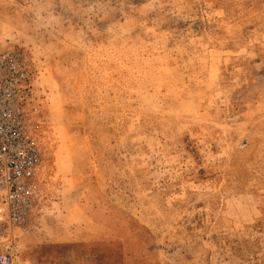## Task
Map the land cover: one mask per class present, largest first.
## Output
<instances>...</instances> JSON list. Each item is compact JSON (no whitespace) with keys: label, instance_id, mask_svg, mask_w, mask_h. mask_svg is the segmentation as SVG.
Here are the masks:
<instances>
[{"label":"rangeland","instance_id":"374dc122","mask_svg":"<svg viewBox=\"0 0 264 264\" xmlns=\"http://www.w3.org/2000/svg\"><path fill=\"white\" fill-rule=\"evenodd\" d=\"M4 50L46 164L28 264H264V0H0Z\"/></svg>","mask_w":264,"mask_h":264},{"label":"built area","instance_id":"2783aa9c","mask_svg":"<svg viewBox=\"0 0 264 264\" xmlns=\"http://www.w3.org/2000/svg\"><path fill=\"white\" fill-rule=\"evenodd\" d=\"M31 71L20 51H0V264H28L25 240L48 203L43 151L28 123Z\"/></svg>","mask_w":264,"mask_h":264}]
</instances>
